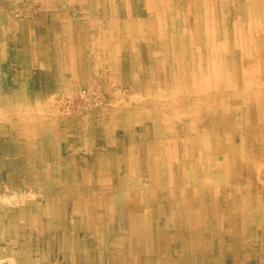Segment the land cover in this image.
Returning a JSON list of instances; mask_svg holds the SVG:
<instances>
[{
    "label": "rangeland",
    "instance_id": "rangeland-1",
    "mask_svg": "<svg viewBox=\"0 0 264 264\" xmlns=\"http://www.w3.org/2000/svg\"><path fill=\"white\" fill-rule=\"evenodd\" d=\"M0 264H264V0H0Z\"/></svg>",
    "mask_w": 264,
    "mask_h": 264
},
{
    "label": "bare ground",
    "instance_id": "bare-ground-1",
    "mask_svg": "<svg viewBox=\"0 0 264 264\" xmlns=\"http://www.w3.org/2000/svg\"><path fill=\"white\" fill-rule=\"evenodd\" d=\"M123 200L124 199H121L120 201L123 202ZM123 204H124V207L126 208L125 212H128L129 214H131L130 218L128 220V228L131 229V231L134 232V234H136L138 236L139 235H141V236L143 235L145 237L147 235V233L143 234L142 231H141L143 224H142V221H141L140 217L136 214V211H134L132 208L130 210V208H128V205H126L125 203H123Z\"/></svg>",
    "mask_w": 264,
    "mask_h": 264
}]
</instances>
